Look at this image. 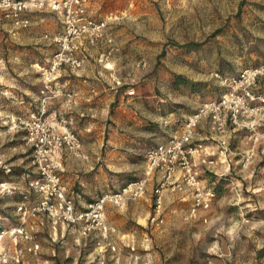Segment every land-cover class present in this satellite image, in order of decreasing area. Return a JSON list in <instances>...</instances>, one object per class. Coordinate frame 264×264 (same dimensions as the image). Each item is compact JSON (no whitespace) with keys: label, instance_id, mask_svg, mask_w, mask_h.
<instances>
[{"label":"rangeland","instance_id":"rangeland-1","mask_svg":"<svg viewBox=\"0 0 264 264\" xmlns=\"http://www.w3.org/2000/svg\"><path fill=\"white\" fill-rule=\"evenodd\" d=\"M100 7L105 18L112 15L108 33L113 38L112 45L101 44L109 46L110 58L129 53L120 56L118 74L127 91L133 89V97L140 99L133 111L146 117L145 137L139 138L138 126L129 122L124 147L134 151L125 157L132 166L105 171L114 191L142 176L147 150L167 139L201 103L219 98L222 90L211 73L231 76L264 65V0H100ZM47 16L49 29L53 15ZM11 25L0 19V181H12L19 189L27 172L34 175V166L24 132L13 120L30 113L19 102L26 87L37 90L41 85L38 66L31 65L43 64L44 56L58 46L48 45L35 29L16 34ZM126 35L131 37L128 43L123 42ZM254 92L264 95V77ZM261 133L264 125L235 131L225 156L218 153L213 165L202 162L198 167L199 180L215 193L209 210L189 217L191 195L178 193L164 201L159 226L150 225V215H108L115 223L111 240L116 252L104 255L93 241L89 247V239L84 250L77 232L45 215L24 220L21 214L0 215V264H264ZM7 184L0 185L4 202L10 197L6 190L13 189ZM33 194L27 193L28 199L10 194L15 203L9 199L3 208L20 213L19 208L35 200ZM14 228H23L28 238L12 232ZM119 230L131 233L120 235Z\"/></svg>","mask_w":264,"mask_h":264},{"label":"built area","instance_id":"built-area-1","mask_svg":"<svg viewBox=\"0 0 264 264\" xmlns=\"http://www.w3.org/2000/svg\"><path fill=\"white\" fill-rule=\"evenodd\" d=\"M91 0H0V19L10 21L15 27L30 24L27 14L49 5L63 27L61 34L53 40L58 48L45 65L38 66L40 79V104L38 111L29 116L16 117L14 125L24 132L25 144L32 151L34 175L26 174L28 187L35 200L19 208L21 219L44 214L52 223L76 227L78 237L92 239L100 254H114L116 246L111 237L116 233L114 226L106 220L107 205L123 206L136 202L147 194L149 180L157 173L161 175L152 189V206L148 222L159 226L163 223L164 194H187L192 204L187 215L194 217L200 211L210 209L215 193L206 189L198 178V167L203 163L213 165V157L226 155L232 134L240 129L255 131L264 125V95L254 92L258 79L264 77V65L239 70L235 75L213 72L211 76L221 88L218 99L201 103L187 116L167 139L145 153V171L141 178L131 180L118 190L106 192L77 208L67 185L60 174V161L64 154L82 158V141L70 128L69 123L54 111H48V102L63 96L56 86L57 75L62 69L77 70L82 60L78 57L80 41L90 45L105 42L113 44L108 33L112 15L95 20L88 15ZM134 90L127 95L133 96ZM70 98V95H66ZM206 124L208 135L196 139L198 129ZM264 144V133L260 135ZM212 141L217 149H208L206 142ZM206 158V159H205ZM12 232L24 234L23 228Z\"/></svg>","mask_w":264,"mask_h":264},{"label":"crops","instance_id":"crops-1","mask_svg":"<svg viewBox=\"0 0 264 264\" xmlns=\"http://www.w3.org/2000/svg\"><path fill=\"white\" fill-rule=\"evenodd\" d=\"M100 8V0H91L88 7V15L95 20H102L106 14L103 11L101 12ZM34 13L27 14L30 20V24L27 27L18 28L12 24L11 29L16 30V34L19 33L18 30L20 29H28V33H31L32 29H35L37 33H40L41 39H46L48 45L52 44L54 42L53 39L63 31L59 18L52 13L49 5H46L41 10L34 11ZM48 13L53 15V26L49 27V29L46 23H44L48 22ZM34 25L39 26L33 28L32 26ZM28 38L31 40L32 37ZM130 40L131 37L129 35L123 37V42L128 43ZM101 43L102 41L98 44ZM98 44L92 46L85 40L80 41L77 55L82 60L81 68L77 70L66 68L59 71L55 84L62 90L64 95L49 101L47 105L49 112L54 111L68 121L70 128L82 141L83 157L74 158L64 154L60 161L59 169L63 182L67 185L77 208L80 209L84 208L101 194L113 191L109 189L106 170L120 171L124 170L127 166H132L125 157L128 156L127 153L134 151L124 147L131 133V127L138 126L139 138L141 135L142 137L146 136L145 115L141 114L140 111L138 114L136 111H133V109H136V106H139L140 99L139 97L127 95V88L124 87L125 79L118 74L117 65L119 64L120 56L128 57L129 53L121 54V52L118 56L110 58V54L107 52L109 46ZM53 53L48 52L44 56L43 64L33 63L31 66L45 65ZM67 94L70 95V98L66 96ZM40 99V86L37 90L26 87L24 94L19 98L20 104H24V107L28 108V113L30 111L26 116L36 113L32 109L34 107L39 108ZM122 117H126L125 121H123ZM129 122L132 126H129ZM207 135L206 124L202 123L198 129V139L205 138ZM139 141L138 145L140 144ZM206 143L208 149H215L214 143L210 141ZM160 177L161 175L157 173L149 180L147 194L140 200L129 202L123 206L107 205L105 209L107 222L115 226L114 221H111L108 215H149L150 203L152 201L151 192L155 185L154 182L159 180ZM4 183L7 184L4 181H0L1 186ZM28 183L27 180L21 182L20 188L15 189L12 181L8 182L7 185L13 189L6 190V194L10 197H7L8 199L5 200L9 202L10 199V202L15 203V199L11 196L12 194H29ZM4 192L2 190L0 193V206L2 205L0 207V215H20L19 212L14 213V207L3 208L7 203L6 201L4 202ZM168 196L169 194H164L165 201ZM19 199L17 197V201ZM144 221L147 224L145 219ZM137 224L140 227L145 226L139 221H137ZM70 229L73 232H77L76 227H70ZM129 233H131V230L118 231L120 235H128ZM80 241L83 242L80 246L86 250V240ZM92 241V239L87 241L89 242V247L93 246Z\"/></svg>","mask_w":264,"mask_h":264},{"label":"trees","instance_id":"trees-1","mask_svg":"<svg viewBox=\"0 0 264 264\" xmlns=\"http://www.w3.org/2000/svg\"><path fill=\"white\" fill-rule=\"evenodd\" d=\"M147 151H148V150H147ZM26 174H28V172H27ZM26 174H25V175H26ZM26 180L28 181V179H26ZM129 181H131V180H129ZM127 182H128V181H127ZM124 184H125V183H124ZM124 184H123V185H124ZM28 186H29V185H28ZM29 193L32 194L33 192L29 189ZM22 199H28V195H27L26 193L23 194V198H22Z\"/></svg>","mask_w":264,"mask_h":264}]
</instances>
